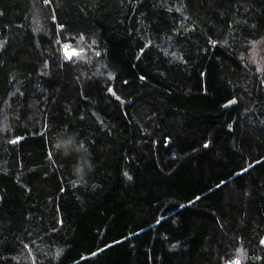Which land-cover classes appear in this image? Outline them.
Returning <instances> with one entry per match:
<instances>
[{"label":"trees","instance_id":"1","mask_svg":"<svg viewBox=\"0 0 264 264\" xmlns=\"http://www.w3.org/2000/svg\"><path fill=\"white\" fill-rule=\"evenodd\" d=\"M263 233L264 0H0V264H264Z\"/></svg>","mask_w":264,"mask_h":264},{"label":"water","instance_id":"2","mask_svg":"<svg viewBox=\"0 0 264 264\" xmlns=\"http://www.w3.org/2000/svg\"><path fill=\"white\" fill-rule=\"evenodd\" d=\"M262 243H263V245H264V233H263V237H262Z\"/></svg>","mask_w":264,"mask_h":264},{"label":"snow or ice","instance_id":"3","mask_svg":"<svg viewBox=\"0 0 264 264\" xmlns=\"http://www.w3.org/2000/svg\"><path fill=\"white\" fill-rule=\"evenodd\" d=\"M73 54H75V53H73ZM70 58V57H69Z\"/></svg>","mask_w":264,"mask_h":264}]
</instances>
